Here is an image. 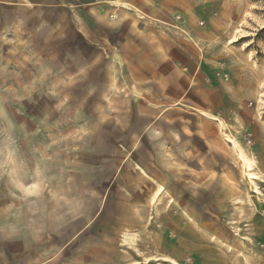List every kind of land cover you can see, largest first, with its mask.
<instances>
[{"label": "rangeland", "instance_id": "obj_1", "mask_svg": "<svg viewBox=\"0 0 264 264\" xmlns=\"http://www.w3.org/2000/svg\"><path fill=\"white\" fill-rule=\"evenodd\" d=\"M101 4L0 0V264H264V0Z\"/></svg>", "mask_w": 264, "mask_h": 264}, {"label": "crops", "instance_id": "obj_2", "mask_svg": "<svg viewBox=\"0 0 264 264\" xmlns=\"http://www.w3.org/2000/svg\"><path fill=\"white\" fill-rule=\"evenodd\" d=\"M107 1H110V0H93V3L101 4V3H105V2H107ZM101 5H102V7L105 6V5H103V4H101ZM99 6H100V5H99Z\"/></svg>", "mask_w": 264, "mask_h": 264}, {"label": "bare ground", "instance_id": "obj_3", "mask_svg": "<svg viewBox=\"0 0 264 264\" xmlns=\"http://www.w3.org/2000/svg\"><path fill=\"white\" fill-rule=\"evenodd\" d=\"M246 164H247V163H246ZM248 165L250 166V165H251V162H249ZM252 177H253V176H251V178H252ZM36 184H37V183H36ZM33 185H35V183H33ZM35 186H36V185H35ZM23 188L27 190V189L29 188V187H28V184H23ZM33 189H34V188H33ZM29 190H30V189H29Z\"/></svg>", "mask_w": 264, "mask_h": 264}, {"label": "snow or ice", "instance_id": "obj_4", "mask_svg": "<svg viewBox=\"0 0 264 264\" xmlns=\"http://www.w3.org/2000/svg\"><path fill=\"white\" fill-rule=\"evenodd\" d=\"M40 42H41V38L38 37V38H37V43H40ZM32 187H35V185H33Z\"/></svg>", "mask_w": 264, "mask_h": 264}]
</instances>
